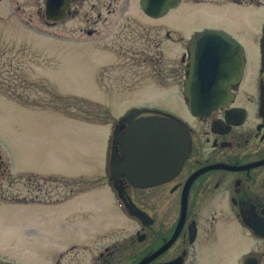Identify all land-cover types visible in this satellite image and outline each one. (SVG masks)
<instances>
[{
    "label": "rangeland",
    "instance_id": "obj_1",
    "mask_svg": "<svg viewBox=\"0 0 264 264\" xmlns=\"http://www.w3.org/2000/svg\"><path fill=\"white\" fill-rule=\"evenodd\" d=\"M40 8V0H0V264H74L70 247L89 259L97 244L122 239L117 231L132 223L107 180L113 126L134 109L188 117L179 91L159 94L149 67L118 55L133 40L87 46L70 23L46 25ZM244 46L254 68L257 44ZM261 249L253 241L205 256L241 264Z\"/></svg>",
    "mask_w": 264,
    "mask_h": 264
},
{
    "label": "flooded vegetation",
    "instance_id": "obj_2",
    "mask_svg": "<svg viewBox=\"0 0 264 264\" xmlns=\"http://www.w3.org/2000/svg\"><path fill=\"white\" fill-rule=\"evenodd\" d=\"M40 3L39 14L46 25L70 23L73 39L87 46H97L108 37L133 40L135 49L126 48L118 55L149 67L164 83L155 85L161 90L158 93L175 98L179 91L185 107L188 49L194 35L204 30L223 32L242 46L245 59L233 96L222 108L203 119L188 111L184 119L172 116L189 136L188 155L175 176L142 188L131 186L124 176L114 180L108 169V181L122 185L143 218L125 210L132 226L117 231L124 233L122 239L97 244L101 247L90 251L89 259H78L81 245L72 246L70 260L74 264L83 260L85 264H140L148 259L146 264H210L208 251L230 250L253 241L264 247V237L254 234V229L264 226V70L260 60L264 0H177L161 18L146 15L140 0H68L56 21L46 18V0ZM170 17L171 24H162V19ZM246 42L257 44L254 68L247 62ZM126 127L120 125V131ZM88 248L81 247V253ZM256 254L262 255V264L264 249Z\"/></svg>",
    "mask_w": 264,
    "mask_h": 264
},
{
    "label": "water",
    "instance_id": "obj_3",
    "mask_svg": "<svg viewBox=\"0 0 264 264\" xmlns=\"http://www.w3.org/2000/svg\"><path fill=\"white\" fill-rule=\"evenodd\" d=\"M67 1L46 0V18L50 21L62 18ZM176 4L177 0H140L143 12L152 18L165 16ZM188 52L190 64L186 69L188 79L183 96L189 114L203 119L231 100L244 68V52L230 36L214 30L194 35ZM260 60L264 70V38ZM144 114H147L146 110L134 109L119 121L113 132L109 170L114 180L124 176L131 186L147 188L175 176L188 155L189 136L170 115L142 117ZM120 125L127 127L120 131ZM114 188L124 208L130 214L143 218V213L126 197L122 185ZM184 208L182 205V212ZM254 234L264 237V226L254 229ZM261 261L262 255L252 252L243 257L242 264H261Z\"/></svg>",
    "mask_w": 264,
    "mask_h": 264
},
{
    "label": "trees",
    "instance_id": "obj_4",
    "mask_svg": "<svg viewBox=\"0 0 264 264\" xmlns=\"http://www.w3.org/2000/svg\"><path fill=\"white\" fill-rule=\"evenodd\" d=\"M60 180V179H55V178H49V179H46V180ZM42 181H44L45 179H41ZM77 181L81 182V180H72L71 182H68L66 180H62V182H66V183H77Z\"/></svg>",
    "mask_w": 264,
    "mask_h": 264
}]
</instances>
